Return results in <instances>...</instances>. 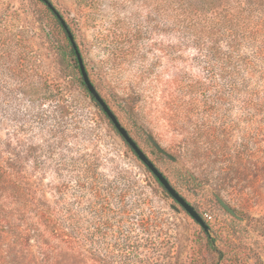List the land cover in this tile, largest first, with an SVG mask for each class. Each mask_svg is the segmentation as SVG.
Segmentation results:
<instances>
[{
	"label": "rangeland",
	"instance_id": "rangeland-1",
	"mask_svg": "<svg viewBox=\"0 0 264 264\" xmlns=\"http://www.w3.org/2000/svg\"><path fill=\"white\" fill-rule=\"evenodd\" d=\"M52 5L72 29L86 72L119 123L199 216H212L208 226L215 251L77 86L53 39L39 23L26 20L24 10L33 15L43 6L0 0V32L7 37L0 44V166L51 214L52 227L70 236L68 246L52 245L48 259L32 240L24 247L20 231L9 227L20 217L6 215L23 206V195L11 185L13 179L0 177V220L5 217L0 264H215L219 251L229 259L240 245L246 264H264L261 58L251 49L245 52L252 61L245 75L249 95L228 96L220 105L218 85L206 81L205 93L192 95L194 114L186 117L191 93L174 90L169 80L175 71L168 69L167 57L171 43L184 42L171 34L166 6L158 0H52ZM12 32L26 44L20 37L13 41ZM113 32L120 39L137 33L132 42L125 39V53L116 60L101 40ZM191 53L184 49L178 57L187 60ZM20 64L22 71L15 67ZM189 72L195 79L204 75L201 68ZM49 93L55 98H44ZM189 121L199 125L195 144L186 143L193 132ZM144 131L175 161L158 152ZM214 194L243 221L226 213Z\"/></svg>",
	"mask_w": 264,
	"mask_h": 264
},
{
	"label": "trees",
	"instance_id": "trees-1",
	"mask_svg": "<svg viewBox=\"0 0 264 264\" xmlns=\"http://www.w3.org/2000/svg\"><path fill=\"white\" fill-rule=\"evenodd\" d=\"M34 1L43 6V11H35L34 9L32 11V13L34 12L33 15H28V13L31 12L24 10L26 20L31 18L33 23H39L41 31L44 33L45 37L48 39H53V41H51L52 45H54L62 64L65 65L66 69H69V73L72 76L71 78L74 79L77 86L99 109L108 125L112 128L113 132L119 136L104 112L98 107L94 99L90 97L82 81L75 54L59 21L40 0ZM158 1L161 3L160 6L164 5L167 8L168 16L171 21V34L177 38H180L182 43L184 42V45L182 46L171 43L167 47V57L169 58L171 64L168 69L171 71L174 70L176 72H174V74L172 72L171 79L169 80L171 85L174 86V90L178 89L181 92L185 91L191 93V100L189 99L190 102L188 101V103L186 101V117L194 114V97L192 95L197 94L200 96L201 94H204L205 88L203 89V86L205 85L206 81H213L218 85V91L215 95L218 99L216 98L217 101L215 102L220 105L224 99H227L228 96L232 98L235 94L240 95L246 93L249 95L250 93L247 90L248 80L246 79L245 75L250 74V71L252 70V61H249L245 52L247 49H251V51L255 54V57H257V60H259L258 58H261L260 61H263L264 63V0ZM49 2L52 3V0H49ZM160 8L161 7H159V9ZM2 19L3 18H0V21ZM27 23L30 24L31 21H28ZM66 24L71 31L72 29L68 23ZM23 34L28 37L30 33L27 31H22V35ZM71 34L74 36L72 31ZM113 34L114 37H111V35H105L101 40L106 42L105 47H107L108 53L115 58L114 60H116L118 54L125 53V50L122 48V44L125 39H127V36L123 35V38L120 39L118 33L113 32ZM1 35L2 33L0 32V44H4L7 40V37L3 38ZM136 35H132L125 42H132V37L135 38ZM138 35L140 34L138 33ZM18 37L21 38V42L26 41L23 36H19L12 32L11 39L13 41H17ZM25 44L23 43V45ZM78 49L82 57V51L79 47ZM184 49H186V51L188 50L190 53L192 52L190 54L191 57H189L187 60H180L178 55L181 53V50ZM82 60L84 63V59ZM157 60L159 63V58ZM178 62H180V64L177 67L175 64ZM156 64L157 63L155 62L154 65ZM15 67L22 71L23 65H15ZM191 67H196L199 69L201 68L204 74L202 77L203 79H195L193 74L189 72V70L192 69ZM25 68L27 69V67H24V69ZM90 81L93 84L91 79ZM44 98L53 99L55 98V94L49 93ZM169 104H174V101H170ZM189 124L193 127L191 128V126L188 125L187 128L193 132L191 133L192 136H189L187 141L186 139L185 141L186 143L190 142L195 144L196 140L198 139V132L200 131L199 125L197 122L193 123L190 121ZM124 145L132 153V155L136 157L130 147L125 143ZM158 152L170 159V155L165 153L164 150ZM199 152L200 151L198 148H195V151L192 152L195 154L193 156L194 159L196 158L198 160ZM172 158V161H175V158ZM0 170V177L5 179L7 178L8 180L15 177L14 173L8 171L4 164L0 166ZM145 170L152 176L155 183L163 191L162 186L158 183L150 171L146 168ZM11 185H14L17 190L20 189L24 202L23 206L20 207L19 210L14 211V209L12 210V208H10L8 212H6V215H17L20 217L19 220H17L19 221L18 225L14 224L13 226L9 227H14L20 231L22 234V240H20V242L22 241V245H24V247H28L30 245L29 242L32 240L45 259H48L50 254L54 252L52 247L54 243H56V245L65 244L68 246V240L70 238L68 233H61L52 227L51 223L53 222V219L51 214L39 209V205L36 203V201H33V199L29 198L27 195L24 185L21 183H16L15 179H13ZM28 207H30L31 210H25ZM10 212L12 214H10ZM4 218H1L0 225L1 223L5 224L3 223ZM204 222L208 226V222ZM1 229H5V227L2 226ZM201 231L206 237L208 248L214 252L215 245L214 240L210 237L209 226L206 232L202 228ZM49 248H51L50 252ZM236 248V254L229 259L226 258V254L223 251H219L217 260L218 262L215 264H222L223 261L230 262L231 264H246V258L240 256L242 251L245 250V247L240 245V247Z\"/></svg>",
	"mask_w": 264,
	"mask_h": 264
},
{
	"label": "water",
	"instance_id": "water-1",
	"mask_svg": "<svg viewBox=\"0 0 264 264\" xmlns=\"http://www.w3.org/2000/svg\"><path fill=\"white\" fill-rule=\"evenodd\" d=\"M40 1L53 13V15L56 17L61 27L63 28L68 38V41L71 45V48L75 54L82 81L90 97L94 99L98 107L104 112L106 117L109 119V121L114 126L117 133L119 134L120 138L123 140V142L126 145L130 147L132 152L135 154L137 160L140 163H142L147 170L150 171V173L155 177L158 183L162 186L163 195L169 196L174 201V203H176L199 227H201L206 232L208 230V226L204 222V220L199 216V214L194 210V208L172 187V185L170 184L168 179L164 176V174L154 165V163L147 157V155L139 148L137 143L130 137L126 129L119 123L116 115L109 108L107 103H105L103 98L99 95V93L95 89L94 85L91 83L89 76L85 70V66H84L81 54L79 52V49L77 47V44L75 43L74 37L71 34V31L69 30L61 14L56 10V8L52 5V3L49 2V0H40ZM144 134L146 135L150 143L158 151H163L151 135H149L146 131H144ZM169 158L173 160L171 156H169ZM214 198L217 201L218 205L226 213H228L230 216H232L234 219L238 221H243V219L239 217L237 213L232 208H230L229 205H227V203H225V201L220 196L214 194ZM170 207L174 211L179 212V209L175 207L174 205H170Z\"/></svg>",
	"mask_w": 264,
	"mask_h": 264
},
{
	"label": "built area",
	"instance_id": "built-area-1",
	"mask_svg": "<svg viewBox=\"0 0 264 264\" xmlns=\"http://www.w3.org/2000/svg\"><path fill=\"white\" fill-rule=\"evenodd\" d=\"M202 219H203L204 221L211 222V221H212V216L209 215V214H204V215L202 216Z\"/></svg>",
	"mask_w": 264,
	"mask_h": 264
}]
</instances>
